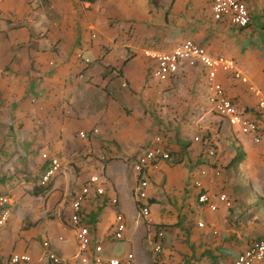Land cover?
Masks as SVG:
<instances>
[{"label":"crops","instance_id":"obj_1","mask_svg":"<svg viewBox=\"0 0 264 264\" xmlns=\"http://www.w3.org/2000/svg\"><path fill=\"white\" fill-rule=\"evenodd\" d=\"M240 1L251 18L247 28L213 20L209 0H0V195L9 201L0 264L11 253L29 256L26 264H51L44 241L61 264H82L68 218L86 186L84 223L104 258L232 264L264 235V113L257 107L264 95V0ZM185 40L233 60L245 82L230 72L217 80L257 124L259 144L212 112L203 66L180 63L167 81L151 77L154 56ZM156 136L170 159L147 172L145 220L131 162ZM197 137L216 149L202 179L215 211L198 202L193 186L207 161ZM42 153L61 163L44 186L49 161ZM90 177L102 182V195ZM221 193L229 205L218 200ZM116 213L125 221L121 241L110 238ZM91 253L92 246L85 256Z\"/></svg>","mask_w":264,"mask_h":264},{"label":"built area","instance_id":"obj_2","mask_svg":"<svg viewBox=\"0 0 264 264\" xmlns=\"http://www.w3.org/2000/svg\"><path fill=\"white\" fill-rule=\"evenodd\" d=\"M212 12V18L219 22H228L239 28H247L250 25L251 18L246 5L240 0H209ZM156 64L151 72V77L159 81H167L174 77L180 70V63H184L187 67H195L197 64L203 66L205 70V77L207 81L208 101L212 112L219 118H226L230 125L237 128L242 135L251 137L255 144L260 143L259 131L255 121L245 118L244 115L233 104L228 97L222 84L217 80L219 74L232 73L234 78H238L245 82V78L236 70L233 60L220 56L213 58L208 55L205 48L199 46L192 40H185L171 52H162L154 56ZM258 110L264 113V95H262L257 103ZM93 134L97 130L92 131ZM86 132H79V137L86 138ZM196 142H200L203 146L206 155V162L198 169L193 178V186L200 190L198 202L204 204L210 211H215L216 206L212 202L209 195L203 192L202 179L206 176L207 170L214 164L216 156V149L210 140L204 138H195ZM41 157L49 161V165L44 171L40 185L44 186L53 177H55L61 169V163L56 157H49L48 154L42 153ZM170 159L169 150L162 145V138L156 136L149 147L145 148L133 162H131V169L136 177L135 197L139 205V212L141 216L147 220L149 217V209L147 206V172L157 168L160 162H166ZM88 184L95 187L97 195L103 194L102 182L98 177H90ZM89 193V187L86 186L81 189L78 195L74 198L71 204L72 212L68 218V225L75 230V237L79 246V254L77 260L82 264H134L133 255L127 254L123 259L102 256V247L100 244H93L91 237H89V228L84 223L81 206L84 197ZM220 202L229 205L226 194L218 195ZM8 198L0 195V228L4 226L8 218ZM117 200L111 199L110 205L116 206ZM203 227L202 224H198ZM125 232V221L121 213H116L113 226L110 229V238L114 241L123 240ZM162 233L156 234L157 240L154 244V252L161 251L160 238ZM46 251V257L51 264H61V260L54 254L49 252V243L44 241L42 243ZM92 246V253L90 257L85 256V252ZM30 260L26 254L11 253L7 257L8 264H26ZM264 261V235L251 241L247 248L238 254L232 264H258Z\"/></svg>","mask_w":264,"mask_h":264},{"label":"rangeland","instance_id":"obj_3","mask_svg":"<svg viewBox=\"0 0 264 264\" xmlns=\"http://www.w3.org/2000/svg\"><path fill=\"white\" fill-rule=\"evenodd\" d=\"M238 130V129H237ZM241 134V133H240Z\"/></svg>","mask_w":264,"mask_h":264}]
</instances>
